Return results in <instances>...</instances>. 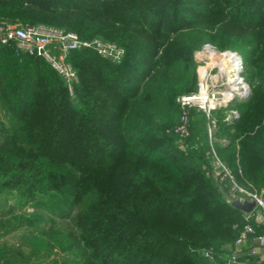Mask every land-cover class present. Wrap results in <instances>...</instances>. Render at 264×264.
I'll list each match as a JSON object with an SVG mask.
<instances>
[{
    "label": "trees",
    "instance_id": "obj_1",
    "mask_svg": "<svg viewBox=\"0 0 264 264\" xmlns=\"http://www.w3.org/2000/svg\"><path fill=\"white\" fill-rule=\"evenodd\" d=\"M14 24L123 54L71 52L70 94L46 61L0 46V264H226L247 224L264 233L257 209L225 203L207 135L213 120L234 182L264 194V0H0V26ZM206 44L242 57L250 92L231 124L193 110L181 141L177 99ZM246 246L237 264H264Z\"/></svg>",
    "mask_w": 264,
    "mask_h": 264
},
{
    "label": "built area",
    "instance_id": "obj_2",
    "mask_svg": "<svg viewBox=\"0 0 264 264\" xmlns=\"http://www.w3.org/2000/svg\"><path fill=\"white\" fill-rule=\"evenodd\" d=\"M14 44L19 53L37 57L46 61L50 67L63 79L67 90L72 94L77 77L67 57L71 52L88 49L98 56L118 62L122 58V50L100 40L82 41L72 33L48 29L42 26L22 27L19 24L0 26V46ZM197 64V89L194 93L177 99L180 109L178 124L172 134L181 141L190 136V115L193 110L198 111L210 120L212 114L219 109H228L224 121L231 124L238 118L235 109H229L231 102L241 100L249 95L250 87L243 77L242 57L234 51H219L211 45H204L194 54ZM215 122L211 120L207 127V135L212 156V172L220 181H230L229 192L232 197H241L252 201L256 205L264 221V194H258L237 185L226 164L216 155L212 147ZM222 145L227 144L221 140ZM252 238L256 248L251 256L260 254L264 250V233L257 236L254 228L247 224L238 235L233 251L226 264H237L241 248ZM210 258L208 253L204 255ZM249 264V263H244Z\"/></svg>",
    "mask_w": 264,
    "mask_h": 264
},
{
    "label": "water",
    "instance_id": "obj_3",
    "mask_svg": "<svg viewBox=\"0 0 264 264\" xmlns=\"http://www.w3.org/2000/svg\"><path fill=\"white\" fill-rule=\"evenodd\" d=\"M219 192L221 193L226 204H228L232 209L237 210L245 216H251L256 210V205L252 201H248L247 199L241 197H232L230 194L226 193L222 188H219ZM256 221H258L264 228V221L259 213L257 214ZM223 250H226L227 252L231 253L233 251V246H224Z\"/></svg>",
    "mask_w": 264,
    "mask_h": 264
},
{
    "label": "crops",
    "instance_id": "obj_4",
    "mask_svg": "<svg viewBox=\"0 0 264 264\" xmlns=\"http://www.w3.org/2000/svg\"><path fill=\"white\" fill-rule=\"evenodd\" d=\"M246 248H247V246L246 247H243V249L240 251V253H242V255H243V253H246ZM263 260H264V258H263ZM262 263H264V262H262Z\"/></svg>",
    "mask_w": 264,
    "mask_h": 264
}]
</instances>
